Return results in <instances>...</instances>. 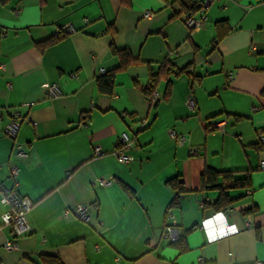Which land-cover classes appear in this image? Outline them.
<instances>
[{
    "label": "crops",
    "instance_id": "crops-1",
    "mask_svg": "<svg viewBox=\"0 0 264 264\" xmlns=\"http://www.w3.org/2000/svg\"><path fill=\"white\" fill-rule=\"evenodd\" d=\"M196 2L0 0V183L32 201L27 233L7 250L0 195V264H43L41 254L62 264H264V0H214L193 30L184 17ZM66 24L74 30L54 40ZM111 45L134 61L106 94L96 78L119 64ZM160 69L151 100L144 89ZM49 83L57 97L46 96ZM14 113L15 141L3 131ZM127 130L131 160L120 163L113 149ZM206 168L249 184L225 189L232 200L216 210L220 188L202 186ZM174 177L180 192L167 183ZM80 203L86 222L72 212ZM167 224L186 249L164 235Z\"/></svg>",
    "mask_w": 264,
    "mask_h": 264
},
{
    "label": "built area",
    "instance_id": "built-area-1",
    "mask_svg": "<svg viewBox=\"0 0 264 264\" xmlns=\"http://www.w3.org/2000/svg\"><path fill=\"white\" fill-rule=\"evenodd\" d=\"M214 0H197L195 3L194 11H190L184 17V23L189 29L197 30L204 26L206 20V9L208 5ZM152 15L151 11H145L144 16L150 17ZM74 28L70 24H66L63 27L59 28L60 32H68L73 31ZM100 72H103L104 69L99 68ZM60 94V89L56 83H49L46 88V96L47 97H57ZM151 100L158 99V93L154 91L151 96ZM189 107H194V101L191 97L187 98L186 101ZM21 123V117L18 113H14L11 119L6 123L3 128V131L6 135H8L11 139L16 138L19 126ZM35 125V122H32ZM219 123L215 122L209 125L210 128H218ZM144 121L140 120L138 122V129L143 128ZM128 129L136 133V129H133L131 125L128 126ZM169 135L175 139L178 143H182L185 140V136L182 134H178L174 129L168 130ZM260 140H264V134H260ZM132 138L127 131H123L120 133L117 141L115 142L113 154L116 159L120 163H126L131 160V155L127 152L131 148ZM16 147V156L20 158L27 157V153L22 144L15 142ZM93 153L96 156H100L103 154L101 147L99 145L93 146ZM260 167L264 169V160H261L259 163ZM10 177L12 179H16L18 174V167L16 164L10 165ZM112 183V179L99 178L98 184L99 186H108ZM0 195L4 199V201L8 204V207L4 209L1 213L2 221L4 224L10 226V232L12 237L10 239H6L4 241V248L7 250H14L18 248V245L15 241L16 237L24 235L28 231V225L26 223V213L32 206V201L24 195H21L15 188H10L0 183ZM87 204L80 203L76 205L72 209V212L83 222H86L88 219L87 215ZM69 212V211H66ZM222 211H216L211 216L207 217V219H211L216 215H221ZM181 232L174 225L167 224L164 227V235L170 240L175 241ZM257 264H263L262 261H257Z\"/></svg>",
    "mask_w": 264,
    "mask_h": 264
},
{
    "label": "trees",
    "instance_id": "trees-1",
    "mask_svg": "<svg viewBox=\"0 0 264 264\" xmlns=\"http://www.w3.org/2000/svg\"><path fill=\"white\" fill-rule=\"evenodd\" d=\"M223 24V22L218 21L216 23L217 29L220 27L219 25ZM63 35L62 32L60 34H57V36L54 38H59ZM221 36L219 32L217 33L216 40ZM53 40V39H52ZM111 51L116 54L119 58V64L116 68L110 70V71H103L98 75L96 78V84L97 88L100 92L111 94L112 88H113V82H114V74L116 70L123 69L127 64L134 61L132 58L130 52L127 49H117L113 45H111ZM162 69L157 72H153L150 74V83L148 86L144 89L145 94L151 96V94L155 90V82L158 79L159 75L161 74ZM264 94V90L262 91ZM235 171H218L212 168H206L204 172L201 175V184L203 187L205 186H212V187H219L220 188V194L217 197V199L212 203V206L214 209L219 210L220 208H224L226 205H228L232 199L228 197V195L224 192L225 189L230 187H240L243 185H248L249 182L247 181V178H233V174ZM221 178L223 181L222 185H217V179ZM172 187H174L178 192L183 190V184L180 183L176 177L169 179L167 181ZM175 202V201H174ZM251 208L247 209V211H250ZM172 244L180 248L181 250L186 249L185 244L183 243V234L181 233L180 236L175 240L172 241ZM40 261L43 264H62L59 257L57 255H50V254H41L39 256Z\"/></svg>",
    "mask_w": 264,
    "mask_h": 264
}]
</instances>
